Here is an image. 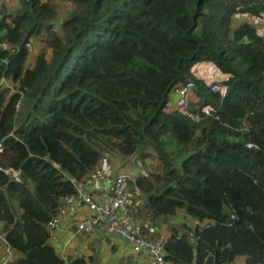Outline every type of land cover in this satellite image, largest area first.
Returning <instances> with one entry per match:
<instances>
[{
    "label": "trees",
    "instance_id": "obj_1",
    "mask_svg": "<svg viewBox=\"0 0 264 264\" xmlns=\"http://www.w3.org/2000/svg\"><path fill=\"white\" fill-rule=\"evenodd\" d=\"M238 15L263 19L264 0L0 9V234L21 256L12 264H86L57 253L48 224L72 180L109 155L155 164L125 179L144 232L180 211L194 220L169 224V264H264V36L249 20L235 25ZM37 37L43 48L25 68ZM205 61L227 75L213 82L223 91L194 75ZM188 81L194 98L181 107L175 89Z\"/></svg>",
    "mask_w": 264,
    "mask_h": 264
},
{
    "label": "built area",
    "instance_id": "obj_2",
    "mask_svg": "<svg viewBox=\"0 0 264 264\" xmlns=\"http://www.w3.org/2000/svg\"><path fill=\"white\" fill-rule=\"evenodd\" d=\"M27 46L29 50L32 49L31 42L27 43ZM2 47L6 48L5 45H2ZM1 85L14 92V89L8 85L7 80L2 79ZM194 87L195 83L188 81L185 85L175 89L174 96L178 106L184 107L186 105L187 98ZM211 89L212 91H223L224 87L219 83H213ZM16 109H18V104ZM207 112L209 110H206ZM253 146L250 142L247 145V147ZM125 179L123 175L112 172L109 167H101L93 176L87 177L84 181L72 180L75 192L64 197L58 214L48 224L51 232L50 241L56 238L67 217L72 218L77 215L81 208L88 207L89 213L87 216L71 222L77 235H88L96 232L99 228H103L107 232L127 240L131 244L137 259L142 264H168L165 260V244L168 236L156 235V230L153 227L148 229V233L141 229L132 213L130 195L127 185H125ZM98 181L105 184L106 187L103 190L98 186ZM189 236H193L192 232L189 233ZM0 241L7 247L5 256L0 264H12L14 252L10 250L1 234ZM196 254L194 252V256ZM191 264H196L195 257Z\"/></svg>",
    "mask_w": 264,
    "mask_h": 264
},
{
    "label": "crops",
    "instance_id": "obj_3",
    "mask_svg": "<svg viewBox=\"0 0 264 264\" xmlns=\"http://www.w3.org/2000/svg\"><path fill=\"white\" fill-rule=\"evenodd\" d=\"M249 16H235V25H239L244 22V20H249L252 23H256L259 28V32L264 36V18L263 19H248ZM212 82H219L216 78L210 79ZM175 98V96H174ZM114 160V159H113ZM112 163V162H111ZM113 166L106 164V162L101 165L104 168L109 167L112 172L118 175H123L125 178L128 176L134 178L135 167L121 165H116L113 161ZM138 173V172H137ZM98 186L102 190L106 187L104 183L98 181ZM94 190L93 188H90ZM101 190V191H102ZM96 194V193H95ZM99 195V193H97ZM89 213V208H81L77 215L72 218H66L62 228L58 231L56 238L51 240L50 243L56 249L57 253L62 256L65 260L68 257L76 258L83 257L86 260V264H142L132 250V246L127 240L121 238L118 235L111 234L103 228H99L96 232L86 235H77L75 232V227L71 225L74 220H80L87 216ZM187 224L194 226V220L191 216H186L183 220ZM182 222V221H181ZM179 222V223H181ZM163 236H169L168 234H162ZM6 245L0 241V262L3 260L6 252ZM95 256V260L92 259ZM21 256L14 253V260L20 258ZM244 261V260H243ZM169 264V263H168Z\"/></svg>",
    "mask_w": 264,
    "mask_h": 264
},
{
    "label": "rangeland",
    "instance_id": "obj_4",
    "mask_svg": "<svg viewBox=\"0 0 264 264\" xmlns=\"http://www.w3.org/2000/svg\"><path fill=\"white\" fill-rule=\"evenodd\" d=\"M3 7L7 11L15 10V9H17V0H0V9ZM248 19L254 20L250 16ZM38 39L39 38L37 37V38H34L32 40V43H31L32 49H30V52L28 54V57H27V60L25 63V68L32 66V64L35 61L36 56L41 52V50L43 48L41 42H39ZM193 73L196 77L205 80V82H207L209 84L213 83L210 80L211 78H216L221 83H223V81L227 78V75H224L223 73H221L217 69L215 64L213 62H210V61L198 62L197 64H195L194 69H193ZM8 85L12 89H14V86L12 84H10L9 82H8ZM193 98H194L193 93H191V95L187 99L186 103H188V101L190 99H193ZM25 111H26V109L23 106H21L20 117L25 113ZM105 159L106 160H104L103 162L104 163L106 162V164H109L110 166H113L112 163L114 161V163L116 165L117 164L121 165L122 168L126 167V166L135 167L136 173H135V175H132V176H137L141 173L147 174L148 172H150L154 169V165H155L152 159H147L145 162H139V161H137L136 156H131V157H127V158H115L114 156L109 155V156H106ZM129 198H130V205L133 206V204H134L133 199L136 198V196L134 194L130 193ZM184 218H185L184 212L180 211L176 216H174L173 218H170L168 223L163 224L162 227H154L156 230L155 234L160 235V236H163L162 234H167L168 226L170 223L179 224V222L183 221ZM243 260H244L243 256H238L236 258V260L234 261V264H244Z\"/></svg>",
    "mask_w": 264,
    "mask_h": 264
},
{
    "label": "water",
    "instance_id": "obj_5",
    "mask_svg": "<svg viewBox=\"0 0 264 264\" xmlns=\"http://www.w3.org/2000/svg\"><path fill=\"white\" fill-rule=\"evenodd\" d=\"M53 164H54L55 167L59 168V165L58 164H56L55 162Z\"/></svg>",
    "mask_w": 264,
    "mask_h": 264
}]
</instances>
